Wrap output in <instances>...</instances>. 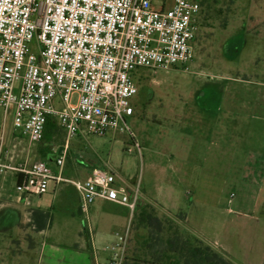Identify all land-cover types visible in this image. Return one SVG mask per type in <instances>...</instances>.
<instances>
[{
  "label": "rangeland",
  "instance_id": "obj_1",
  "mask_svg": "<svg viewBox=\"0 0 264 264\" xmlns=\"http://www.w3.org/2000/svg\"><path fill=\"white\" fill-rule=\"evenodd\" d=\"M173 1L153 0L152 7H168ZM196 1L201 7L199 30L187 70L180 66L155 73L141 69L143 73L136 80L138 93L132 101L134 115L128 124L140 152L134 149L127 135L117 133L75 137L68 145L63 178L83 179L92 168H105L116 172L121 179L139 180L149 195L147 198L141 193L133 213L128 258H132L136 244L148 232L136 224L143 210L163 222V238L173 232L192 233L184 220L192 199L187 193L199 189L200 198L207 199L209 179L214 185L209 189L216 205L227 206L229 200L236 202L242 195L246 165L260 161L258 155L244 149V135L247 128L254 129L257 123L262 125L258 120L264 119V0ZM35 46L33 40L34 51ZM212 129L217 133H212ZM2 131L11 134L0 143L2 151L22 150L27 164L44 160L51 151L44 143L30 145L17 131L13 133L10 114L4 119L0 108V136ZM52 141L53 150L64 144L60 130ZM50 165L54 167L52 162ZM53 188L54 182H50L45 199H53ZM16 193L10 188L11 196ZM230 194L234 197L230 198ZM31 200L38 198L33 196ZM174 205L181 210L167 211H174ZM128 216L125 207L110 202L97 206L88 219L78 213L57 212L52 229L33 236L35 246L33 250H25L22 264H43L47 250L52 252L50 257L63 264L70 247L85 242L81 230H87V236L91 237L92 254L87 252L91 262L105 264L107 248L114 241L113 232L125 225ZM7 217L3 219L6 226L10 223ZM241 220L254 224L247 217ZM261 223L256 232L254 255L264 249V216ZM246 245L245 240L234 243L237 256L240 257ZM210 247L232 263L243 264L242 259H233L221 247Z\"/></svg>",
  "mask_w": 264,
  "mask_h": 264
},
{
  "label": "built area",
  "instance_id": "obj_2",
  "mask_svg": "<svg viewBox=\"0 0 264 264\" xmlns=\"http://www.w3.org/2000/svg\"><path fill=\"white\" fill-rule=\"evenodd\" d=\"M153 0H0V108L13 131L40 144L53 118L64 144L51 159L16 167L15 190L25 198L48 192L50 182H69L88 219L98 200L128 210L126 226L113 232L105 264H124L131 220L141 196L136 181L92 168L83 179L62 176L75 137L124 134L139 153L128 120L133 117L141 69L155 73L184 67L193 59L200 4L174 0L154 9ZM36 41L33 50L32 42ZM131 152V149H127ZM53 163L54 167L50 165Z\"/></svg>",
  "mask_w": 264,
  "mask_h": 264
},
{
  "label": "crops",
  "instance_id": "obj_3",
  "mask_svg": "<svg viewBox=\"0 0 264 264\" xmlns=\"http://www.w3.org/2000/svg\"><path fill=\"white\" fill-rule=\"evenodd\" d=\"M258 121L262 122V125L257 123L254 129L247 128L245 131L244 149L258 155L260 161L253 162L254 165L250 162L251 166L245 164L247 168L244 174V182L241 185L242 195L240 198L236 202L229 200L227 206H217L209 189L214 185L212 186L208 179L206 184L207 199L200 198L199 194L202 192L199 189L197 192L190 191L187 193L192 199L186 207L184 217L185 224L192 234L210 246L221 247L235 260L242 259L243 264H262L264 258L263 248L259 249L257 254H253L256 250V232L262 224L261 217L264 216V119ZM211 131L217 133L215 129ZM3 132L0 136V143L3 140L7 141L11 135L9 131ZM25 159L26 154L22 150L3 152L0 146V162L3 165L16 167L26 163ZM24 160L25 162H23ZM17 179L18 174L13 170L6 169L0 173V264H22V255L26 252L25 250H33L35 246L33 236L50 231L53 227L54 215L57 212L65 215H73L74 213L82 215L79 210L78 195L69 182H54L51 201L44 198L48 192L36 196L38 200L32 201L31 197L33 196L25 198L18 192L14 196L9 194L10 188L13 187L15 190ZM135 181L141 187L139 180ZM65 183H68L69 186H66ZM56 193L59 195L56 196ZM141 193L143 196L149 197L143 187H141ZM233 197V194H230V198ZM105 202L96 201L89 208V218L95 208ZM163 209L167 210L164 206ZM173 209L174 211H167L177 212L181 210L175 205ZM7 216L10 219L8 226L3 221ZM246 217L254 221L252 226L241 220ZM126 224L127 221L119 230H122ZM238 230L239 232H237ZM81 231L85 237V242L81 241L74 247H70V253L63 260V264H93L87 254V252L92 254L91 237L87 236V230ZM27 240L29 241L28 245ZM238 240L247 242L240 257L237 256L236 248H234V243ZM46 253L48 254L47 259L43 264H62L50 257L52 253L50 250H47Z\"/></svg>",
  "mask_w": 264,
  "mask_h": 264
},
{
  "label": "trees",
  "instance_id": "obj_4",
  "mask_svg": "<svg viewBox=\"0 0 264 264\" xmlns=\"http://www.w3.org/2000/svg\"><path fill=\"white\" fill-rule=\"evenodd\" d=\"M54 122L53 118H47L44 127L41 143L48 148L54 134L60 130ZM50 159L49 152L43 161ZM136 220L137 226L148 232L136 244L132 258L125 257L124 264H234L192 233L173 232L163 238V222L149 212L143 210Z\"/></svg>",
  "mask_w": 264,
  "mask_h": 264
}]
</instances>
